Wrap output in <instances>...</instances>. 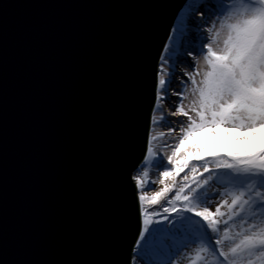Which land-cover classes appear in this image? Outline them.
<instances>
[{"label":"water","instance_id":"1","mask_svg":"<svg viewBox=\"0 0 264 264\" xmlns=\"http://www.w3.org/2000/svg\"><path fill=\"white\" fill-rule=\"evenodd\" d=\"M188 0H0V264H132L130 177Z\"/></svg>","mask_w":264,"mask_h":264},{"label":"snow or ice","instance_id":"2","mask_svg":"<svg viewBox=\"0 0 264 264\" xmlns=\"http://www.w3.org/2000/svg\"><path fill=\"white\" fill-rule=\"evenodd\" d=\"M197 5L206 9L199 15L209 26H197L208 36L194 55L183 49ZM173 31L171 50L165 45L159 57L150 116L151 125L167 124L168 131L152 132L130 177L141 218L132 264H264V0H193ZM182 56L194 66L181 68ZM221 131L246 143L260 132V146L184 149L198 133ZM173 132L169 169L154 142ZM152 168L161 169L158 180L150 178Z\"/></svg>","mask_w":264,"mask_h":264},{"label":"rangeland","instance_id":"3","mask_svg":"<svg viewBox=\"0 0 264 264\" xmlns=\"http://www.w3.org/2000/svg\"><path fill=\"white\" fill-rule=\"evenodd\" d=\"M203 7V6H202ZM204 8V7H203ZM203 12L206 11V9H202ZM201 11L196 12V14L193 17L199 18ZM201 22H198V24L196 23L194 26L191 25L188 20V24L190 25L191 29L196 31V37H197V42H198V46L200 48V42L201 39L203 37V33H205V31H197V26H199L200 28L205 26V25H199V23H205L204 19H200ZM203 29V28H201ZM203 32V33H202ZM186 38H189L188 36H186ZM185 40V38H184ZM185 43V41H184ZM184 51H192L191 49H184ZM200 51V50H199ZM199 51L197 52V54L199 53ZM206 51V50H205ZM180 64L179 66L181 68H185L188 65H193L194 66V61L192 60L191 57L189 56H182L179 58ZM201 66H203V61L201 58ZM189 71L192 70V68H188ZM178 75H182V73H177ZM177 91H179V88L176 89ZM172 100H178V97H171ZM187 103V101L185 102ZM180 117H175V116H170L168 117L169 121H177ZM185 119V118H184ZM183 120V119H182ZM154 127L155 132L159 133V132H165L167 133L168 131V127L169 125L165 124L163 127H157V126H153L151 125V129ZM171 127H178V125L176 124H172ZM151 129H150V133H151ZM201 133H198L194 136L193 140L190 142H186L184 145V149L190 148L195 140V137L197 135H200ZM241 135H244L243 133H241ZM261 133L257 132L256 136L250 141V142H244L243 140H237L236 139V134L235 133H224V132H218L216 134V136H213L212 134H206V135H202L201 137L197 138L198 140L195 143H200L205 147L206 151H211V150H219V149H231L233 151L235 150H239V149H249V148H258L260 146V137H261ZM177 133L173 132L171 136L165 135L163 137V139H160L156 142H154L155 144V149H156V153L158 157H163V162L164 165H166L169 169L171 168V165H167V157L171 155L172 152V148H169L168 145H175L177 142ZM179 155H183V150H181ZM179 157H177L178 159ZM161 169H156V168H152L150 169V178L152 179H159V173H160ZM187 171V169L185 170ZM183 176V173H181V177ZM181 177H178L177 180L179 181L181 179ZM166 183H170V181H166ZM151 187L155 188V189H159L160 187H163V185H159V184H155L152 185ZM138 191V190H137ZM139 195V192H138ZM171 195V194H170ZM162 219V217H160ZM156 225H153V227H155ZM138 264V262H137ZM182 264H186V262L182 261Z\"/></svg>","mask_w":264,"mask_h":264},{"label":"bare ground","instance_id":"4","mask_svg":"<svg viewBox=\"0 0 264 264\" xmlns=\"http://www.w3.org/2000/svg\"><path fill=\"white\" fill-rule=\"evenodd\" d=\"M193 3V0H188L187 1V3H186V5L183 7V9L180 11V13L178 14V17H177V19H176V22H175V24H174V28L177 26V24H178V22H179V20H180V17H181V15L185 12V10L186 9H188V7H189V5L190 4H192ZM202 9H204L203 7H202V5H197V9H196V12H198V11H201V12H203L202 11ZM200 19H202L201 17H199V18H196V17H191L190 19H189V23L191 24V25H195L196 23L198 24V22H201V20ZM205 23H206V21H205ZM199 25H205V26H203V27H201V28H204V27H207V26H209V24L208 23H206V24H204V23H199ZM173 28V29H174ZM196 31H194V30H192L191 29V27L189 28V32H188V37L189 38H186L185 37V43H184V49H191L192 50V52H193V54L195 55V54H197V52L200 50V48H199V46H198V42H197V37H196V33H195ZM203 33V32H202ZM175 35H177V33H175L173 30H172V33H171V36H175ZM208 36V33L205 31V33H203V37H207ZM166 45H168L169 46V49L171 50V43H170V41L168 40V42H167V44ZM183 49V50H184ZM162 55H165V53L163 52V54ZM158 111V110H157ZM168 117H170V116H168ZM177 119H179V120H182V119H184V117H180V118H177ZM153 130H154V127L151 129V133H150V135L152 134V132H153ZM157 133V132H156ZM211 134L210 132H204V133H201L200 135H197L196 137H195V140H194V142L193 143H195L198 139L197 138H199V137H201L202 135H206V134Z\"/></svg>","mask_w":264,"mask_h":264},{"label":"trees","instance_id":"5","mask_svg":"<svg viewBox=\"0 0 264 264\" xmlns=\"http://www.w3.org/2000/svg\"><path fill=\"white\" fill-rule=\"evenodd\" d=\"M162 203H163V201H162Z\"/></svg>","mask_w":264,"mask_h":264}]
</instances>
